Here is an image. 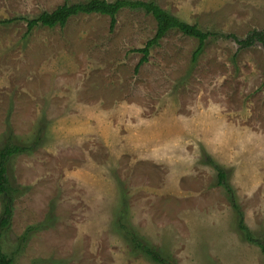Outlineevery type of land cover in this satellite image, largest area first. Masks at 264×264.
Returning <instances> with one entry per match:
<instances>
[{
	"label": "rangeland",
	"instance_id": "374dc122",
	"mask_svg": "<svg viewBox=\"0 0 264 264\" xmlns=\"http://www.w3.org/2000/svg\"><path fill=\"white\" fill-rule=\"evenodd\" d=\"M86 1L0 0V21ZM131 1L215 36L193 62L197 39L172 30L138 66L157 32L142 10H121L113 31L96 14L30 34L0 25V149L33 147L8 163L0 252L13 264H157L136 236L172 264H264L240 228L264 240V49L236 42L264 30V0Z\"/></svg>",
	"mask_w": 264,
	"mask_h": 264
},
{
	"label": "trees",
	"instance_id": "16d2710c",
	"mask_svg": "<svg viewBox=\"0 0 264 264\" xmlns=\"http://www.w3.org/2000/svg\"><path fill=\"white\" fill-rule=\"evenodd\" d=\"M123 9L142 10L146 14L151 15L157 22V32L155 37L150 40L144 48L136 49L134 52L141 53L143 58L138 66H141L147 61L148 55L153 47L160 44V41L172 30H177L185 36L197 39L199 45L193 54V62L204 52L206 42L210 37L215 36L212 32H204L197 25H191L182 22L178 18L163 10L155 2L117 0L109 2L108 0H89L86 2L68 4L65 3L59 6L52 12H42L35 18H14L0 21V25H10L14 22H24L27 27V34H30L34 29L43 27L54 29L56 27H64L70 19L79 15H103L110 19V30L113 31L117 23V16ZM240 48L245 49L259 43L264 49V30L252 31L247 38L236 40ZM33 150V147H20L12 143H8L0 149V196L2 199L3 212L0 217V237L10 227L13 215V202L15 200L16 189L12 187L8 177V163L14 156L24 154ZM210 165L217 173V184L227 191L233 200V190L228 182L226 171L209 159ZM236 207V204L233 203ZM236 209H238L236 207ZM240 228L245 233L246 240L258 246L264 254V240L255 238L248 228L240 222ZM131 235V233H128ZM133 237V242L136 247L144 252L151 260L157 264H172L166 260L158 250L140 243L136 236ZM0 264H13L12 258L0 252Z\"/></svg>",
	"mask_w": 264,
	"mask_h": 264
}]
</instances>
